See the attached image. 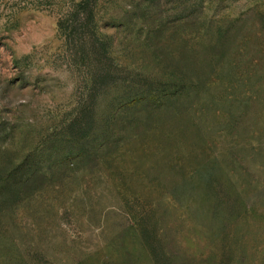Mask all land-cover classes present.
<instances>
[{
    "label": "rangeland",
    "instance_id": "rangeland-1",
    "mask_svg": "<svg viewBox=\"0 0 264 264\" xmlns=\"http://www.w3.org/2000/svg\"><path fill=\"white\" fill-rule=\"evenodd\" d=\"M111 75L0 0V264H264V0H99ZM13 172L10 177L8 173ZM8 179V180H7Z\"/></svg>",
    "mask_w": 264,
    "mask_h": 264
},
{
    "label": "trees",
    "instance_id": "trees-1",
    "mask_svg": "<svg viewBox=\"0 0 264 264\" xmlns=\"http://www.w3.org/2000/svg\"><path fill=\"white\" fill-rule=\"evenodd\" d=\"M37 6L52 9L57 15V25L65 44L71 47L75 58L87 62L89 81L94 89L110 77V73L100 66L102 59H109L108 43L97 31L96 7L99 0H36ZM13 172L8 173L10 177ZM8 180V179H7ZM237 219H229L221 234L222 247L217 257L209 264H237L234 259ZM148 235L147 242L155 264H176L175 252L161 247L155 232Z\"/></svg>",
    "mask_w": 264,
    "mask_h": 264
}]
</instances>
